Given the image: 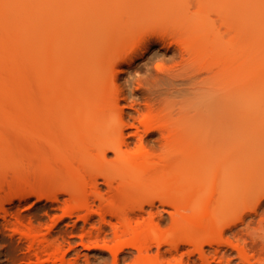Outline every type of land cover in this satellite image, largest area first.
I'll return each mask as SVG.
<instances>
[{"label":"rangeland","instance_id":"1","mask_svg":"<svg viewBox=\"0 0 264 264\" xmlns=\"http://www.w3.org/2000/svg\"><path fill=\"white\" fill-rule=\"evenodd\" d=\"M23 1L34 6L28 3L32 0ZM23 1L0 0V264H137L138 258L133 246L116 253V240H110L116 219L110 224L99 214L85 218V210L66 214L67 193L61 192L58 200L36 195L11 200L9 184L21 185L25 176L20 179V173L30 175L23 184L44 180L42 188L53 196L63 186L84 190L89 175L103 166L93 134L76 124L44 128L25 114L33 105L17 101L35 96V33L43 35L37 44L42 55L47 54L46 42L51 43L56 71L66 70L61 80L77 79V87L84 88L97 84L94 110L103 111L106 121L114 124L123 112L128 124L124 136L133 150L143 148L163 164L170 156L166 147L182 144L187 151L181 161L190 166L200 145L197 133L209 130L206 152L217 154L215 162L221 149L230 148L235 154L228 164L242 163L240 177H264V0H52L49 15L43 8L48 23L41 17L45 11H37L44 19L39 22L46 23L38 32L34 29L41 23L20 18L27 7L17 13ZM165 6H170L168 11ZM35 7L27 11L35 14ZM150 8L158 13L149 14ZM46 37L50 42H43ZM147 114L175 131H148V123H140ZM114 159L108 152V162ZM98 179L107 204L111 192L104 178ZM193 186L191 177L179 190ZM162 191L164 185L158 182L144 188L142 198ZM118 203L135 201L127 196ZM100 204L96 200L94 209ZM156 206L154 227L163 242L158 246L150 241L148 263L207 264L195 249V208L178 213L158 199ZM219 212L231 213L232 224L238 225L229 229L224 224L214 232L220 224L215 222L200 229V235L213 234L212 247L205 246L212 264H264V202L259 204L258 195L244 196ZM174 217L180 218L179 224ZM133 225L124 238L145 227ZM233 233L245 237L241 246L249 261L228 245Z\"/></svg>","mask_w":264,"mask_h":264},{"label":"bare ground","instance_id":"2","mask_svg":"<svg viewBox=\"0 0 264 264\" xmlns=\"http://www.w3.org/2000/svg\"><path fill=\"white\" fill-rule=\"evenodd\" d=\"M32 2L34 3L31 4V1L28 3H30L31 6L33 4L36 6L35 8H37V10L35 14L29 13L34 6L31 8L27 7V2L23 1V6L19 8L20 11H17V13L23 12L26 7L27 10L29 8L30 10H28L29 12L25 10L20 18L22 16H27L25 17L29 18L27 22L31 21L37 24L35 22L41 23L44 20L42 18L45 16L46 21L50 12H48V10L52 8V0H32ZM171 6L174 7L175 5L171 4ZM169 7L170 6H165L164 11H168ZM21 8L23 11H21ZM43 8H45L48 15ZM155 9L157 10V8ZM38 10L45 11H41L43 13L41 16L42 18L40 17L41 12L38 13ZM156 10L150 8L148 12L149 14H156L158 13ZM26 12H28L29 16ZM159 12L161 11L159 10ZM30 18H33L35 22ZM46 22L48 23V21ZM43 23L44 25L46 24L45 22ZM43 23L34 30L38 32ZM48 26L46 25V27ZM21 27L22 26H17L19 31H25V29ZM30 29L33 30V28ZM209 33L210 29H206V33L204 34L208 36ZM29 35L27 36L29 37ZM38 35L35 33V37L34 35L31 37L34 39L37 38V42L39 43L41 41L40 38L43 39V35L42 37ZM46 38L47 39L44 38L43 42L46 40L50 42V39H48V37ZM38 43H36V45ZM36 45L34 46L38 48H35L36 52L34 58V63L36 65L35 96L30 99H18L17 101L26 100V102H30L33 108L25 112V114L29 115L30 120L38 125L41 124L44 128L53 129L56 126L76 124L82 131L93 134L95 146L98 149L103 166L89 175L90 178L83 186L84 190H80L74 185L70 187L63 186L58 189L59 191L54 193L53 196L47 195L45 189L42 188L44 180L32 186H30V181L23 184V179L25 177H27L25 180L30 178V175L28 173L27 175L29 176L25 175V173H23V175L20 173L18 175L19 177L20 175L25 176L24 178L20 177V179L23 178L20 180L22 184L20 185V182H16L17 185L12 183L9 184L10 191L14 192L11 200L16 197L22 199L27 195H36L38 197L58 200L61 192L69 194L70 203L66 209V214L72 215L75 211L85 210V218H89L94 214H99L105 223L111 224L113 223V219L117 220V223L112 225V238H110V240H116V253L126 246L136 247L138 250L137 264H149L150 241L153 240L158 246L163 242L162 237L158 236L154 227L155 218L153 217V210L157 207V199L161 205L172 206L178 213H180L181 210L195 208L193 225L198 232V237L195 241V249L204 263L212 264V260L214 259L206 255L205 246L210 245L212 247L213 234L211 232L200 235V229L215 222L220 224L214 226L212 230L214 232L218 230L222 231L224 224H228L230 227L229 229H232L234 224H232L230 219L231 213H223L219 212V210L225 207V205L229 206L233 203L239 204L241 198H244V196L258 195V202L262 204V202H264V177H240L243 168L242 163L238 162V164L235 166L231 165V167L230 164H228L234 152H230V148H228V150L221 149L219 151L220 159L215 162L216 158L214 156H217V154L206 152L210 147L211 140V131L209 130L197 133L200 145L198 146L196 159L190 166L183 165L181 161L182 156L187 151L185 145L182 144H178V146L168 145L166 147L170 152V156L167 157V160L163 164L154 162L143 148L133 150L130 140L124 136V131L128 124L123 119V112H119L117 121L114 124L106 121L103 111L94 110V104L97 100L96 95L99 92V89L96 88L97 84L89 85L91 84L89 83L86 86L90 87L84 88L77 87V79L65 83L61 80V74L66 70H60L58 73V71H56V64L50 59L52 52L51 43L47 44L46 42L47 54L45 56L42 55L41 50H39V45ZM47 45H49L48 48ZM96 51L99 53L101 49ZM143 60H147L146 56L143 57ZM42 61L44 65L45 61H47V65L44 66ZM131 68H134V66L132 65ZM92 70L93 69H90L88 72ZM110 70L113 71V67ZM134 70L136 69L134 68ZM129 74L131 73L129 72ZM111 81L115 83L114 78H112ZM253 88H258V86H254ZM252 98L255 99V96H251V100H253ZM115 102L118 106L119 101L116 100ZM140 123H148V131L158 130L162 132L163 129L175 131L174 128H171L165 123L153 122L150 114L145 115L140 120ZM132 126L136 127V129L139 128L135 123H132ZM94 131L96 134H94ZM108 152H113L115 156V159L111 163L107 160ZM116 165L119 167L115 168ZM216 173L218 177L215 176ZM98 177L104 178L109 192H111L107 204L102 202L103 192L99 186L100 182ZM191 177H193L194 186L188 190L180 191L179 188ZM158 182L164 185V191L151 197L142 198L144 196L143 189L154 186ZM221 185L223 187L220 192L216 191L215 187H221ZM127 196L135 201L133 205H121L118 203ZM96 200L101 201L98 209H94ZM146 214L148 217H146ZM173 222L179 224L180 218L174 217ZM134 223L140 225L145 223V227L141 229V231L134 233L132 237L124 238L129 229L134 227ZM237 225L238 224H235L234 227ZM249 229L250 225H246L245 230ZM101 231L102 230H100V232ZM150 234H153V236H149ZM154 236L157 237L154 238ZM244 239L245 237L239 233H233V238H229L227 243L234 250L236 249L245 261H249L250 258L247 256L246 247L241 246V241ZM174 248L178 249L179 243L174 244Z\"/></svg>","mask_w":264,"mask_h":264}]
</instances>
